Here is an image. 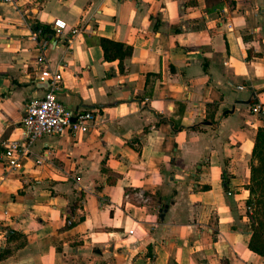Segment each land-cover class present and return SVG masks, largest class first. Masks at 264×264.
I'll return each instance as SVG.
<instances>
[{
	"label": "crops",
	"instance_id": "crops-1",
	"mask_svg": "<svg viewBox=\"0 0 264 264\" xmlns=\"http://www.w3.org/2000/svg\"><path fill=\"white\" fill-rule=\"evenodd\" d=\"M46 68L96 117L8 170ZM260 100L264 0H0V264H264L246 214Z\"/></svg>",
	"mask_w": 264,
	"mask_h": 264
},
{
	"label": "built area",
	"instance_id": "built-area-1",
	"mask_svg": "<svg viewBox=\"0 0 264 264\" xmlns=\"http://www.w3.org/2000/svg\"><path fill=\"white\" fill-rule=\"evenodd\" d=\"M3 3L15 4L18 0H1ZM55 29L60 32L66 27L63 19L54 21ZM77 32V29L74 30ZM37 81L47 83L48 86L43 96L32 98L26 105L25 115L22 120L27 141L21 143L17 139L5 142L3 162L6 169H16L21 166L24 158L30 155L32 145L42 136L56 135L64 132L85 133L91 127L96 115L92 109L74 110L66 106L57 96L61 89L62 73L43 69L37 75ZM251 113L264 119V101H257L250 107ZM41 163V158H36Z\"/></svg>",
	"mask_w": 264,
	"mask_h": 264
},
{
	"label": "trees",
	"instance_id": "trees-1",
	"mask_svg": "<svg viewBox=\"0 0 264 264\" xmlns=\"http://www.w3.org/2000/svg\"><path fill=\"white\" fill-rule=\"evenodd\" d=\"M107 43H111L113 45H121L120 43H116L108 39H103V44L105 46L106 54H107V49H108ZM254 153L258 160L256 164H252L251 166V170H252L251 181L253 184L255 182L258 185L259 184L264 185V127H261L258 130L255 147H254ZM249 188H250L251 193H254L256 190L254 187H250V185H249ZM263 225H264V222H263ZM252 229H253V233L251 236L249 246L252 250L259 252L261 254H264V233L261 234L259 231L260 228H257L254 225H252Z\"/></svg>",
	"mask_w": 264,
	"mask_h": 264
},
{
	"label": "rangeland",
	"instance_id": "rangeland-1",
	"mask_svg": "<svg viewBox=\"0 0 264 264\" xmlns=\"http://www.w3.org/2000/svg\"><path fill=\"white\" fill-rule=\"evenodd\" d=\"M250 187H254L256 190L254 193L250 192L249 198L246 200V214L252 225L260 228V233H264V185L263 184H249ZM263 226V227H262Z\"/></svg>",
	"mask_w": 264,
	"mask_h": 264
},
{
	"label": "water",
	"instance_id": "water-1",
	"mask_svg": "<svg viewBox=\"0 0 264 264\" xmlns=\"http://www.w3.org/2000/svg\"><path fill=\"white\" fill-rule=\"evenodd\" d=\"M46 86H48V82L47 83H44Z\"/></svg>",
	"mask_w": 264,
	"mask_h": 264
}]
</instances>
